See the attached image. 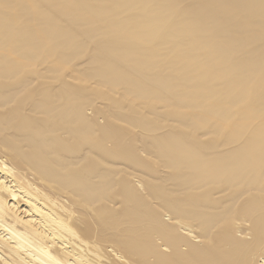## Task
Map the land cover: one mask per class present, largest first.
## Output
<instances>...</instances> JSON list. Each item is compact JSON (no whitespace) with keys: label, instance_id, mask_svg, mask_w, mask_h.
<instances>
[{"label":"bare ground","instance_id":"obj_1","mask_svg":"<svg viewBox=\"0 0 264 264\" xmlns=\"http://www.w3.org/2000/svg\"><path fill=\"white\" fill-rule=\"evenodd\" d=\"M0 264H264V0H0Z\"/></svg>","mask_w":264,"mask_h":264},{"label":"rangeland","instance_id":"obj_2","mask_svg":"<svg viewBox=\"0 0 264 264\" xmlns=\"http://www.w3.org/2000/svg\"><path fill=\"white\" fill-rule=\"evenodd\" d=\"M15 7H16V11L14 12V14H17L21 17V20H20V24L22 22V19H23V15H24V11L23 9L27 8V7H30L32 5V3L30 2H24V1H20V2H15ZM17 27H14V29H16ZM120 117V116H118Z\"/></svg>","mask_w":264,"mask_h":264}]
</instances>
